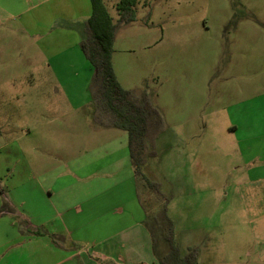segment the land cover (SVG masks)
<instances>
[{
  "label": "rangeland",
  "instance_id": "rangeland-1",
  "mask_svg": "<svg viewBox=\"0 0 264 264\" xmlns=\"http://www.w3.org/2000/svg\"><path fill=\"white\" fill-rule=\"evenodd\" d=\"M116 2L102 0L112 22ZM54 3L19 17L0 0V192L23 227H56L61 198L78 199L81 212L73 217L81 227L71 229L77 242L62 236L60 244L82 249L80 264H103L92 258L102 246H91L102 223L115 232L125 222L108 213L111 200L130 205L127 181L135 190L126 132L92 121V66L79 42L72 44L82 32L71 34L55 13L33 16ZM82 6L90 10L88 0ZM111 49L118 84L135 93L146 86L165 121L156 155L141 171L167 198L174 262L189 252L186 264H264V181L252 183L234 169L242 161L240 133L228 128L264 113V0H138L133 20L115 27ZM139 185L150 213L153 204ZM131 234L126 264H158L143 238ZM165 249L160 242L158 256Z\"/></svg>",
  "mask_w": 264,
  "mask_h": 264
},
{
  "label": "crops",
  "instance_id": "crops-1",
  "mask_svg": "<svg viewBox=\"0 0 264 264\" xmlns=\"http://www.w3.org/2000/svg\"><path fill=\"white\" fill-rule=\"evenodd\" d=\"M9 4L14 13L20 17V13L31 6L38 7L46 0H2ZM81 0H55V3L50 7H45L34 12L36 21L40 19L39 14L55 13L58 15V20L63 27L72 34L73 29L76 34L83 29V22L90 13V10L85 9V6L79 7ZM80 12L82 14H80ZM41 34H37V41H41L40 46H43V37L48 33V28H44ZM78 39L75 38L72 44H77ZM256 116L248 115L240 122L232 123L228 126L231 131H239L240 137L237 141V152L241 154L242 161H239L235 168H242L250 182L264 181V113L259 114L255 111ZM126 192L130 194L127 200L130 205H124L119 199H112L113 205L109 209V214L125 216V222H117L115 232H106L109 226L102 223L99 233V240L91 247L101 245L102 249L92 251V258H98L103 264H126V255L123 252L128 239H133L136 232L141 238L142 243H146L144 248L148 250L149 256L151 247V238L149 230L144 224V213L139 206L136 197L134 186L127 181ZM256 198L258 196V189L251 192V195ZM49 195V194H48ZM11 202V199H9ZM61 208L56 212V227L48 228L44 223L39 222L34 225L29 223L23 227L22 223L17 224L14 220L15 212L4 214L0 216V264H80L78 253L82 249H69L60 244L61 242H53L50 235L55 234L68 238L71 243L77 242L71 234V229L74 227H81L73 215L81 212L80 202L78 199H71V203H65V197L61 198ZM110 201V205H111ZM1 203V201H0ZM12 203V202H11ZM85 207V210H88ZM19 214V213H18ZM21 214H19L20 216ZM27 215V214H26ZM50 218V217H49ZM55 223L54 218H50ZM110 220V219H109ZM46 221V219H45ZM40 225L42 235H34L30 232L38 228ZM130 231V234H128ZM66 235H64V234ZM118 245L117 250H111V246ZM89 247V248H91ZM90 257V256H89ZM152 258V256H149ZM85 261V260H84ZM132 264H147L144 258L130 260ZM82 264V263H81ZM151 264L153 262L151 261Z\"/></svg>",
  "mask_w": 264,
  "mask_h": 264
},
{
  "label": "trees",
  "instance_id": "trees-1",
  "mask_svg": "<svg viewBox=\"0 0 264 264\" xmlns=\"http://www.w3.org/2000/svg\"><path fill=\"white\" fill-rule=\"evenodd\" d=\"M90 13L83 22V38L79 41L82 53L92 66L89 84V106L92 121L99 127L116 128L126 132V146L129 164L135 183V197L144 213V224L149 230L152 252L158 264H186L191 253L174 262L175 248L172 242V225L166 216L167 198L159 192L157 183L149 180L141 171L147 158L154 157V141L162 132L165 121L160 109L153 103L152 94L145 89L139 93L122 88L113 73L111 66V45L116 26L127 24L134 18L138 0H117L114 9L117 14L115 22L104 7L102 0H88ZM139 184L151 199L152 212L142 207ZM0 216L13 211L10 200L0 192ZM41 229H33L30 233L42 235ZM53 242H61L62 236L51 234ZM160 242L166 249L160 256L157 254ZM197 264V263H194Z\"/></svg>",
  "mask_w": 264,
  "mask_h": 264
}]
</instances>
